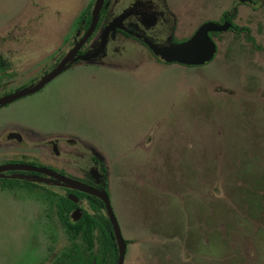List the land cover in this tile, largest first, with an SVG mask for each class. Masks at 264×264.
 Instances as JSON below:
<instances>
[{
	"label": "rangeland",
	"instance_id": "rangeland-1",
	"mask_svg": "<svg viewBox=\"0 0 264 264\" xmlns=\"http://www.w3.org/2000/svg\"><path fill=\"white\" fill-rule=\"evenodd\" d=\"M89 1L0 0V52H9L11 37H70ZM184 1L191 12L178 11L176 35L192 32L199 15L218 20L237 0H177ZM238 6L236 22L250 27L256 46L222 32L214 37L212 61L185 67L158 64L118 36L115 52L129 53L127 59L79 61L39 91L0 107V141L22 126L69 131L81 139L79 152L59 158L78 172L98 167L92 157L105 164L104 184L127 243L124 264H264V7ZM53 47L14 57L23 69L0 92L37 82L23 81L53 61ZM52 152L34 161L84 179L67 165L47 164ZM8 177L44 187L13 189L10 199L0 191V264H34L48 246L66 242L62 231L49 228L42 201L47 190L64 189L46 179ZM30 213L34 221L40 214L47 229L35 221L32 230Z\"/></svg>",
	"mask_w": 264,
	"mask_h": 264
},
{
	"label": "flooded vegetation",
	"instance_id": "flooded-vegetation-1",
	"mask_svg": "<svg viewBox=\"0 0 264 264\" xmlns=\"http://www.w3.org/2000/svg\"><path fill=\"white\" fill-rule=\"evenodd\" d=\"M94 1L95 0H90L87 6L85 7V9L80 13L78 19H75L73 29L71 30V35L68 38L65 37L63 38L61 36L51 37V38L49 37L46 38L44 36L42 37L16 36L9 38L8 43L12 45L9 48V52L7 54L0 52L1 87L5 88V86H8L7 84H9V80H11L14 77L13 73H15V71H20L23 69V68L20 69L17 63L14 62L13 60L14 57L19 58L20 54L28 55L29 53L35 52V50H37L40 47L45 50L46 43H53L54 45L53 49H58L57 54L52 57L53 61L50 62V64H48V66L44 68L42 71H40L37 74H34V76L30 77L29 79H26L23 82L30 81V79H32V82L33 79L40 80L46 73L50 72L67 54V52L71 50L84 37V35L88 31V28L91 24ZM242 3L251 6L253 9L256 8L258 4L261 7H264V0H260V1L237 0L236 4L235 3L231 4L228 9H226L221 13L218 20L206 21L204 19V16L199 15L196 21H194L198 23L195 25L196 28L192 32H189V30H186L184 32L183 30L178 35H176L175 21L176 18L177 19L179 18L178 11L182 9V11L184 10L188 13L191 12L189 11L188 1H184L181 3V2H177V0H116V1L104 0L103 5L98 14L97 22L93 30L90 32L87 38L81 43L75 55L73 56V60L69 61V66L60 74H62L65 71L71 70L74 65L79 63V61L89 62V60H91L93 61V63L102 60L105 61L107 59H117L120 61L121 56L124 57V59H127V55H129V53H125L124 51L118 53L115 52L116 48L114 44L116 43V41L117 42L121 41L119 40L120 38L118 36L122 37L123 40L130 41V43H134L136 47H138L141 51H143L144 54L153 58L158 64H163V65L177 64L185 67H194V66L181 64L178 62H167L162 57V52L168 50V48H170L171 46L188 41L202 25L209 22L215 23L217 25H222L225 22L229 24V27L226 30L208 32L209 38L216 45V52H217V44L216 41L214 40V37L219 33L226 31H232L237 36L242 35L244 36L246 41L256 46L250 27L245 25H239L236 22V17L238 16V11H239L238 5ZM175 11L177 16H175L174 13ZM198 12H203V10H198ZM200 17L202 18L201 20ZM189 20L190 18H187L186 22H188ZM101 27H103V30L100 41L95 49H90L87 45L88 44L91 45V41L95 38L97 31ZM113 31H116L117 34V35L115 34V38L113 37L111 38V33ZM47 39H53L54 42H48ZM16 44H19V46H16ZM63 44L68 45V47L62 49ZM111 45H113V47H111ZM49 48H51V46L47 47V49ZM123 48L125 47L123 46ZM216 52L214 54V57L216 55ZM15 53L16 55H13ZM44 54L45 51L42 53L41 56H43ZM213 59H211L210 61H212ZM28 62L31 63V61ZM209 62H206L202 65H205ZM202 65H196V66H202ZM60 74H58L57 76H59ZM20 85L21 83H19L16 86L9 87L3 92H0V96L8 92L25 88V86L20 87ZM67 132L69 131H59V130L44 131L32 126H22L11 129L10 131H6L2 137L3 141H0V157H1L0 159H2V162L0 163V167L17 165L23 167L30 166L34 168L45 169L54 172L59 176L80 182L82 184L91 187H96L98 189L104 190L108 194L110 199L109 190L106 187V184H104V181L106 180V167L101 160H98V158L96 157H92V160L98 165V167L90 166L88 169H84V172L83 171L78 172L79 170H77V168H75L70 161H67L66 157L59 158L61 156L60 154H62L63 151L69 152L71 154L79 152V147L76 146V143H79V140L81 141V139L80 138L78 139L76 135L73 136L74 138H70L72 136H70L71 134H68ZM84 141L88 142V140H84ZM50 148L53 149L52 152L53 154L51 155L49 154L51 160H48L47 164L58 165L61 167L67 165L71 169L76 170V174L84 179L80 181L73 179L71 177H67L62 173L55 171L52 168L45 167L34 161V160H41L42 157H45V154H48L47 149ZM90 148L91 147L89 145H86V149H90ZM12 174H18L21 177L46 179L48 182L60 184L61 187L64 189L63 194H56L51 190H47L46 195L44 194L45 196H43L42 201L45 202L47 205L46 207L47 211L45 212L46 215L45 217L47 219L46 222L49 228L52 229V227L50 226L52 225L54 229L62 231L63 237L66 242L58 248L56 246L55 247L48 246L46 257L38 262L36 261L37 263L34 262V264H65V262L67 261L66 259L63 260L64 252H67L70 248H72L73 244L81 245V246L86 245L85 242L78 235L72 237V235L68 233L67 226L63 223L61 215L64 216L71 224L77 223L85 213L95 218L96 220L103 217L105 220L104 222L102 221V224L106 228H108V225H110L112 230V226L108 218L105 206L99 198L91 195L88 192L68 186L61 179H58L56 176L51 174L23 169V168H11L0 171V191L4 192L7 198H8L7 193L12 192L13 189L16 188L26 187L27 189H31L39 186L44 187V185L37 184L36 183L37 181L32 182L25 178L21 179V178L8 177L9 175ZM91 197L97 198L99 201L102 202L103 206L102 207L98 206L97 209H95L94 208L95 202ZM64 199L70 201L73 205L69 211H63L61 213L60 206ZM83 201L86 202L89 210L83 207L82 205ZM23 204L29 206L28 203L24 202ZM30 216L31 213L29 215L28 223L32 224V230H36L35 221L37 222V225H39V228L40 227L46 228L44 222L39 221L43 219L40 217V214H38V216L35 218V221L34 218H31ZM32 230H29V235H31ZM72 232L76 233L75 231ZM112 234L116 244V256L113 262H110L109 260L110 256L109 253H107L106 264H116L118 259V246L116 243L113 230H112ZM92 239H93L92 245L87 249V254H91V253L99 254V250L101 249V241H102V232L99 228L96 227L95 230L93 231ZM32 246L35 247V244H32ZM126 247H127V243H126ZM9 250H12V252L15 251L13 248ZM22 257L23 256H21V259ZM34 257L35 256H32L31 258L33 259ZM96 259L97 258L94 256L91 257L88 264H96L97 262ZM24 260L25 262H27V260L30 259L25 258Z\"/></svg>",
	"mask_w": 264,
	"mask_h": 264
},
{
	"label": "water",
	"instance_id": "water-1",
	"mask_svg": "<svg viewBox=\"0 0 264 264\" xmlns=\"http://www.w3.org/2000/svg\"><path fill=\"white\" fill-rule=\"evenodd\" d=\"M104 0H95L92 9V19L91 24L88 28V31L84 35V37L71 49L67 52V54L61 59V61L48 73H46L40 80L35 83H32L30 86H27L23 89H18L12 92H8L0 96V107L6 105L18 98L24 97L26 95L35 93L39 91L45 84L55 78L58 74L64 71L69 66V61L73 60V56L75 55L77 49L81 45V43L87 38L90 32L93 30L99 11L103 5ZM229 27L228 23H224L222 25H217L215 23L209 22L202 25L195 34L186 42L171 46L168 50L162 52V57L167 62H178L181 64L196 66L202 65L206 62H209L213 59L214 54L216 52L215 43L209 38L208 32L210 31H221L226 30ZM87 58V57H84ZM11 168H23L28 170L39 171L47 174H51L56 176L58 179H61L68 186L73 188H77L79 190L90 193L91 195L99 198L106 209L108 218L110 220L112 230L116 239V243L118 246V259L116 264H123L125 254H126V241L122 235L119 223L117 221L116 215L113 211L110 199L108 194L101 189L96 187H91L80 182L59 176L54 172L41 169L34 168L30 166H17L11 165L8 167H0V171L11 169Z\"/></svg>",
	"mask_w": 264,
	"mask_h": 264
},
{
	"label": "trees",
	"instance_id": "trees-1",
	"mask_svg": "<svg viewBox=\"0 0 264 264\" xmlns=\"http://www.w3.org/2000/svg\"><path fill=\"white\" fill-rule=\"evenodd\" d=\"M91 198L95 202V209H97L98 206H103L102 202L97 198ZM72 205L73 204L70 201L64 199L60 206L61 213L63 211H69ZM61 217L63 223L67 226L68 233L72 235V237L78 235L86 244L85 246L73 244L72 248H70L67 252H64L63 260L66 259L67 261L65 262V264H88L91 257L93 256L97 258L96 264H106L107 253H109L110 256V262H113L116 256V244L110 225H108V228H106L102 224V221L104 222L105 220L103 217L96 220L95 218L85 213L83 217L75 224L69 223L64 216L61 215ZM96 227L99 228L102 232L101 249L99 250V254H87V249L92 245V233ZM72 231H75L76 233Z\"/></svg>",
	"mask_w": 264,
	"mask_h": 264
}]
</instances>
